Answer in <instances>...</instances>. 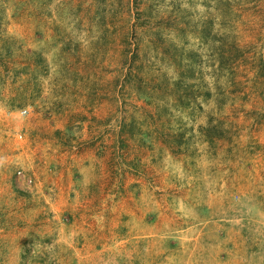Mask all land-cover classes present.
<instances>
[{"label": "rangeland", "instance_id": "374dc122", "mask_svg": "<svg viewBox=\"0 0 264 264\" xmlns=\"http://www.w3.org/2000/svg\"><path fill=\"white\" fill-rule=\"evenodd\" d=\"M0 264H264V0H0Z\"/></svg>", "mask_w": 264, "mask_h": 264}]
</instances>
